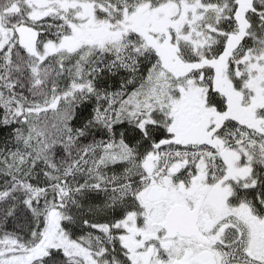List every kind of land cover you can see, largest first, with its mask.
Masks as SVG:
<instances>
[{
  "label": "snow or ice",
  "instance_id": "6c2138e0",
  "mask_svg": "<svg viewBox=\"0 0 264 264\" xmlns=\"http://www.w3.org/2000/svg\"><path fill=\"white\" fill-rule=\"evenodd\" d=\"M0 264H264V0H0Z\"/></svg>",
  "mask_w": 264,
  "mask_h": 264
}]
</instances>
